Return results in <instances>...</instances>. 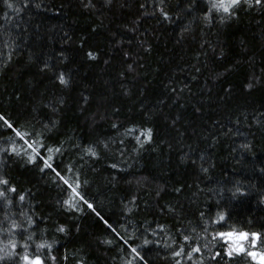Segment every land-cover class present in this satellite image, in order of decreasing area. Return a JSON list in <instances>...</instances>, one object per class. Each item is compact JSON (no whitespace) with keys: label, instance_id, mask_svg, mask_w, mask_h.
Wrapping results in <instances>:
<instances>
[{"label":"trees","instance_id":"obj_1","mask_svg":"<svg viewBox=\"0 0 264 264\" xmlns=\"http://www.w3.org/2000/svg\"><path fill=\"white\" fill-rule=\"evenodd\" d=\"M8 2L0 114L14 127L0 121V229L31 217L29 254L46 264H257L227 257L217 234L259 232L246 247L264 251V0L211 21L207 0ZM32 141L95 211L30 161ZM12 238L0 231V248Z\"/></svg>","mask_w":264,"mask_h":264},{"label":"snow or ice","instance_id":"obj_2","mask_svg":"<svg viewBox=\"0 0 264 264\" xmlns=\"http://www.w3.org/2000/svg\"><path fill=\"white\" fill-rule=\"evenodd\" d=\"M5 2L9 9H12L14 7V5L8 2V0H5ZM241 2L242 0H207V7H206L204 18L208 21H211L214 18V14H227L228 17H231L232 15L236 14V9L241 5ZM244 2L249 3V6H251L250 0H244ZM27 3H28V0H25V6H27ZM193 3H194V0H190L189 7H192ZM255 3L260 4L262 3V0H255ZM16 11H23V8L16 9ZM162 14L166 19L168 18L169 14L166 11L162 10ZM4 16L6 18L8 16V13L5 12ZM91 55L92 53H89V56ZM45 67H47V65H45ZM57 79L60 81L61 84L66 85L68 83V80L65 78V75L63 72L59 73ZM0 121H2L7 128L11 129L14 127L13 124L2 114H0ZM16 135L21 137V139H23L25 134L21 133L20 131H16ZM145 136H146V139L150 141L152 139V129L150 128L147 129ZM43 147L44 146L39 141H32L28 143V148L32 150V154L29 156L30 161L35 162L37 157H40L45 167L52 169L55 172V175L59 179L63 180V183L65 186H67V189H71V191L75 194V197H79L81 201H83L85 204H87L89 208L95 211L94 205L91 204L86 199L85 195L77 191L76 187L72 183H70L69 179H66L64 177L59 166L53 163H49V159L46 157H43L42 155ZM12 151L16 153V155H19V152H17L15 148H13ZM49 151H51V149H49ZM57 151H59V149H57ZM92 154L95 155L96 153L93 152ZM0 183L7 186L9 185V180L7 179L0 180ZM8 191H11L12 193H16L17 189L15 186H11L8 189ZM240 192L241 190L237 188L236 191L233 193V195L235 196L236 193H240ZM0 197H5V199H7L5 192H2V191H0ZM18 199L21 202L24 201L25 195L22 193L19 194ZM65 203H68V201H66ZM8 204L11 205L12 200H8ZM96 214L98 216L100 215L99 212H97ZM25 215H26L25 213L19 212L17 218L19 219V217L25 216ZM225 218H226L225 214L220 213L218 214V220L216 222L220 223L224 221ZM4 219L5 221H7L9 217L5 216ZM27 221H28L27 225H25V223L22 220H20L19 222H17V220H12L9 228L0 229V231H6L13 237L12 239L8 241L7 244L4 245L3 248H0V264H21V262H23V264H46V260L43 256L39 254H32V255L29 254V248L31 246V243L33 242V238L35 235V233H33L30 229H31L32 224L35 223V221H33L31 217H28ZM104 223L107 224L109 228H112V225L109 223L108 220H104ZM59 231L63 232L64 231L63 227H61ZM113 231H115L114 228H113ZM17 235H19L20 237L19 240L15 238ZM117 235H119V233H117ZM217 235H219L222 238L231 239L233 241V243L229 245V247L227 248V251H226L227 257L233 258L234 255L246 254L247 256L251 257L253 261H256L257 264H264V251L249 250V248L245 246V242L249 241V239L251 238L250 247L252 249H255L258 242H260L261 240V235H262L261 233L259 232L249 233L247 231H243L239 233L220 232ZM184 240L185 241L189 240V237L187 235L184 236ZM125 243L127 244V240H125ZM148 243L149 241L147 240L144 241V244H148ZM18 247L22 249V253H23L22 255L20 252L16 251ZM205 247H207V245H205ZM44 248H47L50 252L52 249V244L48 243L47 241H42L36 244L37 251H39L40 249H44ZM200 250L201 249L199 246L192 248V252H200ZM131 251L135 253V256L139 257L140 260H144V257L141 256L140 252L137 251L135 247H132ZM183 251H184V248L183 246H181L180 251L175 252L174 255L180 256L181 253H183ZM220 255L221 253L217 252L212 259L215 260L216 257ZM188 256L189 258H191V253H188ZM48 259L54 262L56 260V257L50 256L48 257Z\"/></svg>","mask_w":264,"mask_h":264},{"label":"rangeland","instance_id":"obj_3","mask_svg":"<svg viewBox=\"0 0 264 264\" xmlns=\"http://www.w3.org/2000/svg\"><path fill=\"white\" fill-rule=\"evenodd\" d=\"M250 239H251V238H250ZM250 239H249V240H250ZM226 240L229 241L231 244L233 243V241H232L231 239H227V238H226ZM247 242H249V241H247ZM247 242H245V246H246V243H247Z\"/></svg>","mask_w":264,"mask_h":264}]
</instances>
